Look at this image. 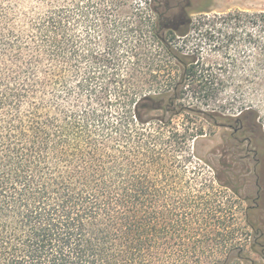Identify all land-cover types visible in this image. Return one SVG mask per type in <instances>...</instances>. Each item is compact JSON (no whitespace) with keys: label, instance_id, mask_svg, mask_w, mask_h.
I'll use <instances>...</instances> for the list:
<instances>
[{"label":"trees","instance_id":"trees-1","mask_svg":"<svg viewBox=\"0 0 264 264\" xmlns=\"http://www.w3.org/2000/svg\"><path fill=\"white\" fill-rule=\"evenodd\" d=\"M158 3L0 0V264H191L199 253L191 186L171 190L170 210L162 202L161 112H193L182 101L196 61L161 38ZM199 24L224 29L227 48L240 32L264 90V10ZM161 43L178 80H161Z\"/></svg>","mask_w":264,"mask_h":264},{"label":"rangeland","instance_id":"rangeland-1","mask_svg":"<svg viewBox=\"0 0 264 264\" xmlns=\"http://www.w3.org/2000/svg\"><path fill=\"white\" fill-rule=\"evenodd\" d=\"M261 10L264 0L158 3L161 38L180 60L196 61V82L186 83V100L182 101L193 112L175 117L161 112L163 206L170 210L171 190H176L174 196L179 199L188 186L197 200L189 220L200 248L191 264H264V184L259 190L254 175H249L253 156L249 148H257L264 165V90L257 84L255 54L243 52L240 32L227 48L224 29L199 24L204 16ZM165 59L161 43V80L169 73L181 78L180 67L165 70ZM187 130L193 137L183 143ZM203 188L205 200L197 191ZM256 194L262 203L254 207ZM200 252H207L208 259Z\"/></svg>","mask_w":264,"mask_h":264},{"label":"flooded vegetation","instance_id":"flooded-vegetation-1","mask_svg":"<svg viewBox=\"0 0 264 264\" xmlns=\"http://www.w3.org/2000/svg\"><path fill=\"white\" fill-rule=\"evenodd\" d=\"M236 132V131H235ZM249 142V147H251L252 143ZM250 149V148H249ZM249 153H251L253 156H252V160H251V163H252V166L251 167V170L249 172V175L253 177L254 175V178H255V184H256V187L259 188V190H263L262 188V183L264 184V165H263V159L259 156L260 152L257 150V148L254 150H249ZM260 203H262V197L260 194H256L255 198H253V204H254V207L256 206H259Z\"/></svg>","mask_w":264,"mask_h":264}]
</instances>
